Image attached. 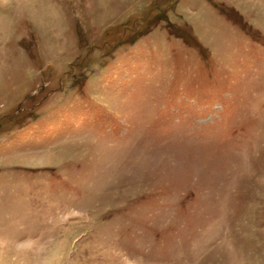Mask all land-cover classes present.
<instances>
[{"label":"rangeland","instance_id":"rangeland-1","mask_svg":"<svg viewBox=\"0 0 264 264\" xmlns=\"http://www.w3.org/2000/svg\"><path fill=\"white\" fill-rule=\"evenodd\" d=\"M0 264H264V0H0Z\"/></svg>","mask_w":264,"mask_h":264}]
</instances>
